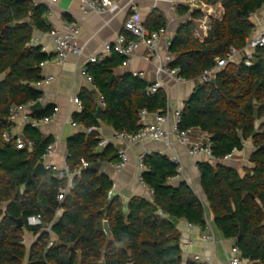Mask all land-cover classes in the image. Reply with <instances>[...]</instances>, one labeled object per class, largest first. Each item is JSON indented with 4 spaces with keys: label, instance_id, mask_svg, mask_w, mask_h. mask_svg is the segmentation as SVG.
<instances>
[{
    "label": "trees",
    "instance_id": "1",
    "mask_svg": "<svg viewBox=\"0 0 264 264\" xmlns=\"http://www.w3.org/2000/svg\"><path fill=\"white\" fill-rule=\"evenodd\" d=\"M200 1L207 6L220 4L224 17L211 22L203 42L194 38L200 12L192 13V21L178 28L168 47L172 58L169 67L178 68L184 81H197L230 49L241 50L253 31L249 17L264 4V0ZM178 11L186 13L187 9L178 7ZM45 13L44 6L30 0H0V264H193L182 260L180 234L172 220L205 231V209L185 182L169 184L176 167L166 156L150 154L143 158L141 180L151 191V200L134 197L125 209L118 197L109 196L111 180L89 167L71 179L59 202V190L68 185L63 172L49 170L42 176L31 175L53 143L37 128L24 127L20 138L25 146L21 150L16 149L14 141L3 140V134L14 127L8 119L10 108L34 103L40 97L33 85L41 80V65L50 57L30 42L34 33L51 31L43 19ZM163 28L162 17L152 12L145 29L156 32ZM123 35L133 40L130 34ZM125 61L111 51L104 60L87 65L103 107L97 119L93 95L81 97L83 109L72 117L75 123L85 129L102 124L130 134L141 127L140 111L151 115L166 109L163 90L149 95L151 84L138 76H114V70ZM52 114L47 110L31 116L38 120ZM193 129L207 134L211 156L218 162L197 164L215 230L224 240L233 242L243 259L264 264V48L254 53L250 66L230 62L218 71L212 85H197L181 110L180 130ZM247 141L254 148L249 157L251 169L241 174L220 163L234 149L242 151ZM98 143L96 132L68 139L66 164L70 172L79 167L80 160L89 166L98 160L118 162L111 145L96 152ZM29 217H39L42 226L28 227ZM18 219L22 228L14 222ZM105 221L113 241L104 234ZM47 226L54 237L48 249ZM28 233L36 237L29 249L24 245Z\"/></svg>",
    "mask_w": 264,
    "mask_h": 264
},
{
    "label": "crops",
    "instance_id": "2",
    "mask_svg": "<svg viewBox=\"0 0 264 264\" xmlns=\"http://www.w3.org/2000/svg\"><path fill=\"white\" fill-rule=\"evenodd\" d=\"M30 1L36 6L42 5L46 8L43 19L51 27L49 33H34L30 42L31 46L39 47L41 53L50 57L48 61L41 65V80L33 85V89L40 95L36 102L41 103L44 111L32 113L29 107L35 102L29 103L31 105L28 109L19 113L12 133L19 137L23 136L24 127L20 124L23 116H28L33 119L32 114H41L47 110H51L53 112L52 115L55 116L53 122L40 125L37 129L42 137L52 138V144H55V147L53 154L49 158V162L56 167V172H60L59 168L62 166V154L67 153L66 143L68 139L79 133L85 135L92 133L88 134L86 132L88 129L83 128L81 124L73 121L72 117L75 114H79L83 106L82 108H78L71 100L77 98L82 105L80 98H85L88 94H92L98 108H101L99 106L100 95L95 90L93 84L87 82L86 76L81 73V68L87 66V58L89 56L100 53L106 45L111 46L115 42L117 35L127 33L124 24L129 17L131 7L125 6L126 0H116L119 10L115 13L105 11L83 14L81 6L87 0ZM131 5L137 9V18L144 28L152 12L158 13L165 23V28H163L165 29V35L158 44L157 58L149 57L147 60L144 59L147 56V52L144 46L139 45L125 63L114 70V76L132 74L150 84L156 80V66L159 63H163L166 56H170L167 49L168 44L171 43L181 25L192 21V13L198 11L201 14V18L195 21L196 29L194 32V38L200 42L206 39L211 22L221 21L224 17V11L220 4L207 6L201 3L200 0H132ZM178 7L186 8L187 12H179ZM249 21L253 25V31L250 36L264 31V12L262 10L251 15ZM70 24H74L78 29L73 44L82 48V56L78 58L73 55H67L64 61L59 64L56 61L54 45L50 39V34L54 32L65 33L67 32L66 27ZM109 55L105 53L99 56V62L109 57ZM232 63H240V58H236ZM161 82L165 89L167 106L170 110L183 108L197 85L203 84L201 77L197 81L183 80L179 83L163 77ZM69 122L79 125V127H72ZM259 124L258 122L257 132L261 131L258 128ZM95 132L98 134L99 141H108V145H111L115 152H118L120 149L124 150L127 154L128 162L120 171H117L113 166L120 161L119 156L118 162L116 163L97 161V163L88 167L93 168L100 174L106 175L111 180L113 183L111 194L112 196L118 197L124 206L134 197L151 200V191L144 183L141 184L139 182L145 168L143 170L138 169V157L143 153H146V155L158 154L159 151L164 149V146L161 143L144 141L126 148L124 145L113 141L112 138L115 131L110 127L101 124ZM206 138H209L207 134L202 133L198 129L192 130L191 139L193 141H204ZM102 150L96 148V152L101 153ZM173 150V153L182 162L185 180L174 178L169 181V184L176 186L180 182H186L192 189L197 199L204 206L206 227L210 228V231L207 230V232L213 234L214 237L213 242H204L201 237L205 234V231H201L199 228L190 226L185 222H178L180 241L189 242L186 254L188 256L192 254L204 255L211 259L212 264H230L235 247L232 241L224 240L213 226V216L205 202V196L201 190L200 176L197 170L198 163L216 165L218 162L213 158L189 156L184 147L175 146ZM253 151L252 144L250 141H247L242 151H238L230 160H222L220 163L243 174L245 170L252 168L249 157ZM164 156L170 158L168 152H165ZM35 240L36 237L28 233L24 238V245L29 249ZM182 260L183 262L188 261L184 257H182Z\"/></svg>",
    "mask_w": 264,
    "mask_h": 264
},
{
    "label": "built area",
    "instance_id": "3",
    "mask_svg": "<svg viewBox=\"0 0 264 264\" xmlns=\"http://www.w3.org/2000/svg\"><path fill=\"white\" fill-rule=\"evenodd\" d=\"M132 0H126V7H131V12L129 14L128 19L126 20L124 27L125 31L133 37V40H127L124 35H117L115 42L110 46L106 45L100 53L89 56L87 58V65L97 64L99 62V56L107 53L110 54L111 51H114L116 54L124 57L126 60L132 55V53L138 48L139 45L144 46L147 56L144 59H148L149 57L157 58V47L158 44L165 35V29H160L156 32H149L144 28L141 22L137 18V9L131 5ZM174 3V2H172ZM119 10V6L117 5L116 0H87L82 6L81 11L83 14L90 13H100L108 11L110 13H115ZM264 12V4L261 8ZM67 32L60 33L54 32L51 35V40L54 45V53L56 57V61L60 64L64 61L67 55H73L76 57L82 56V48H79L73 44V40L75 39L78 29L74 24H70L67 27ZM170 44H168L169 46ZM167 46V49H168ZM264 48V31L259 32L255 35L248 37L245 41V45L241 50L230 49L226 56L223 59H219L216 61V66L211 71H206L201 76L203 84L210 83L211 81V73L215 70H220L224 68L228 63H232L236 58H240V62H243L246 66L251 65V61L254 53L258 50ZM169 63H171V57L166 56L163 63H159L156 66L155 75L156 80L154 83H151V86L147 88V93L152 95L156 93L158 90L165 89L161 82L162 78H169L174 80L176 83L182 82L183 80L179 77L178 68H170ZM81 73L86 76L87 82L89 84H93L92 78L87 73V66L81 68ZM78 108H82L80 101L77 98L71 100ZM31 104L19 106V107H11L9 110V121L12 122L15 126L18 115L20 112L26 111ZM99 106L103 107V98L100 96L99 98ZM181 109L170 110L167 106L163 112H159L156 114H148L145 110L139 112V124L140 129L135 133H119L115 132L113 135V141L124 145L126 148L134 146L144 141L161 143L164 146L162 151L158 152V155H165V152L170 154V161L173 163L175 168V179L185 180L183 166L181 160L176 156L173 152V148L175 146L184 147L187 150L189 156H202L208 159H212L211 156V142L209 138L204 141L196 140L193 141L191 139L192 130H180L181 124ZM54 115L50 117L33 120L28 116H23L20 124L23 127H32L37 128L43 124L52 123L54 120ZM149 118H151L149 120ZM72 127L78 128L79 125H76L72 122H69ZM97 128H90L86 132L89 134L91 132H95ZM5 142L14 141L16 144V149L21 150L24 148L25 144L21 140V138L14 133H5L2 136ZM108 145V141L101 140L98 143V149L102 150L105 146ZM28 146L31 147L32 144L28 143ZM55 144H51L46 149L45 153L41 156L40 163L43 164L45 171L53 170L56 171V167L49 162V158L53 154ZM238 151L233 150L230 155L226 156L223 160H230ZM118 156L120 161L113 165L117 171L122 170L127 162L128 157L124 150H119ZM146 156V153L141 154L138 157V169L143 170L144 166L142 164L143 158ZM67 153L62 154V166L59 168L60 172H63L67 178L68 185L65 190H59L57 200L61 202L64 198V195L69 189V182L74 176H77L79 172L83 169L88 168V164L84 160H80V165L75 170H69L66 164ZM99 161V160H98ZM139 182L143 184L142 180L139 179ZM186 183V182H185ZM111 193H109V196ZM26 225L28 227H41L42 221L39 217H29L26 219ZM210 228L206 227L205 234L201 237L204 242H213L214 237L210 232ZM45 231L49 235V242L47 245V249L52 247L54 244V237L50 232V227L47 226ZM209 233V234H208ZM189 247V242L180 241V249H181V257L187 258L193 264H212L211 259L209 257H205L204 255L192 254L187 255L186 250ZM233 257L230 261V264H257V262L250 261L247 259H243L241 257L240 252L237 248L233 250Z\"/></svg>",
    "mask_w": 264,
    "mask_h": 264
},
{
    "label": "water",
    "instance_id": "4",
    "mask_svg": "<svg viewBox=\"0 0 264 264\" xmlns=\"http://www.w3.org/2000/svg\"><path fill=\"white\" fill-rule=\"evenodd\" d=\"M219 70H215L211 73V81H210V84L212 85L214 83V79H215V76L216 74L218 73ZM114 80V77L111 78V81ZM29 110L32 112V113H39V112H42L44 111L43 109V106L41 105L40 102H35L34 104H32L30 107H29ZM100 111L101 109L98 108L97 109V113H96V118L98 119L99 118V114H100ZM210 140V139H209ZM46 173L45 171V168L43 166V164L39 163L35 166V168L33 169L32 171V176H42ZM126 209V206L124 207ZM15 224L17 225L18 228H22L23 227V224H22V221L20 219L18 220H14ZM172 223L174 225H177L178 224V221L173 219L172 220ZM103 231H104V234L106 236V238L108 239V241H113V236L109 230V226H108V223L105 221L103 223ZM241 238V233L239 234V236L237 237V241H239Z\"/></svg>",
    "mask_w": 264,
    "mask_h": 264
}]
</instances>
